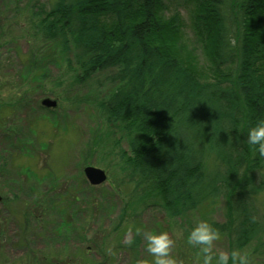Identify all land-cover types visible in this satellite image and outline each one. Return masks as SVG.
<instances>
[{
	"label": "trees",
	"instance_id": "trees-1",
	"mask_svg": "<svg viewBox=\"0 0 264 264\" xmlns=\"http://www.w3.org/2000/svg\"><path fill=\"white\" fill-rule=\"evenodd\" d=\"M181 6L164 20L166 0H55L50 6L34 2L30 21L49 45L47 50L60 46L64 54L74 52L81 85H91L96 74L111 73L114 88L101 109L108 126L123 133L127 150L121 159L134 191L144 187L131 195L136 201L128 207L138 213L156 209L168 219L186 220L204 205L220 202L224 220L211 222L228 251L254 246L248 251L251 264H264V217L255 200L264 190V156L246 143L247 128L264 119V0H182ZM181 8L188 10V28L211 55V63L200 73L194 61L181 57L183 61L161 43L165 32L183 34ZM34 68L47 71L45 64ZM36 88L40 85L10 100L7 107L17 119L20 112L32 110ZM14 122L18 132L7 133L10 143L27 145L23 127ZM4 158L0 152V175L6 181V174L13 173ZM11 182L17 193L23 190L30 198L36 193L32 186ZM17 193L8 205L13 216L20 217L18 222H25L24 247L32 233L28 217L39 218L40 236L46 237L56 225L48 222V205L67 217V209L77 202L66 194L70 202L65 206L47 198L43 210L38 200L36 216L31 208L15 205ZM193 257L196 250L188 246L177 264H188Z\"/></svg>",
	"mask_w": 264,
	"mask_h": 264
},
{
	"label": "rangeland",
	"instance_id": "rangeland-1",
	"mask_svg": "<svg viewBox=\"0 0 264 264\" xmlns=\"http://www.w3.org/2000/svg\"><path fill=\"white\" fill-rule=\"evenodd\" d=\"M54 1L0 0V152L13 173V176L6 174V181L0 175V183L5 182L3 189L0 188V195L4 197L0 203V264H151V257L145 250L146 242L142 235H137L136 227L143 231L167 232L173 240L171 255L180 261L185 249L188 250L185 228L190 229L203 219L222 223L224 205L220 202L204 205L186 220L168 219L156 209L148 208L138 213L128 207L136 201L131 195L142 192L144 187L134 191L130 171L121 159V152L127 150L123 133L111 124L108 126L107 116L101 109V103L109 98L114 88L111 73L96 74L89 82L91 85H81L76 77L74 52L64 54L60 46H50L47 50L49 45L30 21L32 3L50 6ZM181 2L166 0L169 10L164 20L182 7ZM181 12L186 22L181 28L185 29L183 34L165 32L161 43L187 62L194 61L200 73L199 70L207 69L211 63V55L188 28V10L181 8ZM38 64H45L47 71L35 69ZM38 85L40 88H36L30 98L32 110L29 107V111L20 112L21 120L17 119L7 107L10 100L20 97L31 87L35 90ZM46 97L56 100L58 106L55 109L41 106V100ZM14 121L23 127L22 138H26L27 145L20 146L17 140L14 146L10 143L7 133L18 132L17 127H12ZM90 165L105 170L107 180L103 184L92 186L88 182L83 170ZM209 165L214 166L212 160ZM11 178L15 183H24L21 186L25 188L32 186L36 193L31 198L23 190L17 193L10 188ZM15 193L20 197L15 205L31 208L36 216L39 213L35 210H40V205L35 204L38 200L43 210V200L47 198H57L65 206L70 202L66 194L77 202L76 207L67 209V217L48 205L51 209L46 208L48 222L56 225L46 237L40 236L39 218L28 217L32 233L29 246L24 247L21 234L25 222H18L19 216L14 214V217L8 205L16 198ZM255 200L264 217V190H259ZM63 222L60 231L57 230ZM3 231L6 234L1 236ZM74 232L77 234L73 235ZM253 247L244 251H251ZM215 249L228 251L227 242L221 238ZM188 264H196V258L188 259Z\"/></svg>",
	"mask_w": 264,
	"mask_h": 264
},
{
	"label": "clouds",
	"instance_id": "clouds-1",
	"mask_svg": "<svg viewBox=\"0 0 264 264\" xmlns=\"http://www.w3.org/2000/svg\"><path fill=\"white\" fill-rule=\"evenodd\" d=\"M247 145L260 156H264V119L247 128ZM137 235H142L145 250L151 257V264H177L171 255L173 240L167 232L143 231L136 227ZM222 233L208 219L199 220L188 229L186 244L196 250V264H251L250 254L240 248L217 251L215 244Z\"/></svg>",
	"mask_w": 264,
	"mask_h": 264
},
{
	"label": "water",
	"instance_id": "water-1",
	"mask_svg": "<svg viewBox=\"0 0 264 264\" xmlns=\"http://www.w3.org/2000/svg\"><path fill=\"white\" fill-rule=\"evenodd\" d=\"M41 104L42 106L49 108V109H52V108L54 109L58 106L57 101L49 97L42 99ZM84 173H85L87 180L92 185H100L107 180V174L105 170L102 168H98L92 165L86 166L84 168ZM1 199L2 198L0 197V201Z\"/></svg>",
	"mask_w": 264,
	"mask_h": 264
},
{
	"label": "flooded vegetation",
	"instance_id": "flooded-vegetation-1",
	"mask_svg": "<svg viewBox=\"0 0 264 264\" xmlns=\"http://www.w3.org/2000/svg\"><path fill=\"white\" fill-rule=\"evenodd\" d=\"M56 264H59V263H56Z\"/></svg>",
	"mask_w": 264,
	"mask_h": 264
}]
</instances>
